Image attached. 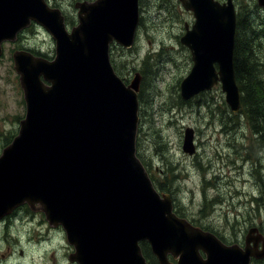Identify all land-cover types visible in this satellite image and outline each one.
Returning a JSON list of instances; mask_svg holds the SVG:
<instances>
[{
    "label": "water",
    "instance_id": "95a60500",
    "mask_svg": "<svg viewBox=\"0 0 264 264\" xmlns=\"http://www.w3.org/2000/svg\"><path fill=\"white\" fill-rule=\"evenodd\" d=\"M181 1L195 16L181 37L194 62L181 82L183 99L220 82L238 112L233 0ZM258 3L264 7V0ZM75 7L78 23L69 29L61 9L47 0H0V56L3 43L32 23L55 41L52 58L13 53L26 113L0 155V219L25 204L43 212L49 225L65 230L75 249L70 260L78 264H148L141 241L158 264H250L252 256H264L255 227L241 247L178 216L136 155L141 75L126 84L110 47L133 45L139 0H85ZM183 150L195 152L191 127Z\"/></svg>",
    "mask_w": 264,
    "mask_h": 264
},
{
    "label": "rangeland",
    "instance_id": "374dc122",
    "mask_svg": "<svg viewBox=\"0 0 264 264\" xmlns=\"http://www.w3.org/2000/svg\"><path fill=\"white\" fill-rule=\"evenodd\" d=\"M47 1L70 18L69 29L78 23L75 3L83 0ZM233 1L240 5L241 19L247 16L256 31H264V8L258 0ZM139 7L143 18L138 23V40L131 48L114 42L110 49L114 66L128 82L136 71L143 75L138 155L164 184L163 191L170 194L175 207L187 213L184 217L209 225L201 227L218 233L226 244L241 246L250 228L264 226V145H259L257 137L250 140L244 135L248 121L241 111L231 110L222 84L202 91L201 97L183 100L180 83L194 63L180 37L185 23L194 22L193 13L180 0H140ZM248 37L252 40L253 35ZM24 47L55 55L54 39L39 25L24 30L16 41L3 43L0 154L19 132L26 113L13 61L14 51ZM256 55L264 68V43ZM187 127L194 130V154L183 150ZM22 206L28 209L19 216H11L18 207L0 219V264H78L68 259L73 248L62 227L51 228L43 213Z\"/></svg>",
    "mask_w": 264,
    "mask_h": 264
},
{
    "label": "trees",
    "instance_id": "16d2710c",
    "mask_svg": "<svg viewBox=\"0 0 264 264\" xmlns=\"http://www.w3.org/2000/svg\"><path fill=\"white\" fill-rule=\"evenodd\" d=\"M68 20H70L69 17ZM34 26L35 24L32 25L31 29ZM248 35H253L252 40L248 37ZM250 42L251 44H249ZM263 43L264 31H256L254 24H251V22L248 21L247 16L241 19L238 15L234 65L237 83L241 90L242 107L240 110V114H243L244 119H246V121L251 124L252 130L256 134H260L258 139H256L260 146L264 145V80L262 79V72L264 71V68L260 67L261 62L256 55V51L262 46ZM147 71L150 70L148 69ZM152 179L154 180L155 185L159 187V189L163 190L164 184H162L154 176H152ZM22 209H25V206L20 207L19 211L14 212V214L11 216H19V212H23ZM176 212L181 215V212L178 208L176 209ZM40 216L41 219L45 222L43 216L41 214ZM182 216H184L183 213ZM194 223L200 225L196 221H194ZM203 226L210 227L206 225ZM204 229L207 230V228ZM219 237L226 242L223 237H221L220 235ZM142 245L148 256V259L150 261L154 260L155 258L152 255L151 249L148 244L144 242L142 243Z\"/></svg>",
    "mask_w": 264,
    "mask_h": 264
},
{
    "label": "flooded vegetation",
    "instance_id": "af4514ba",
    "mask_svg": "<svg viewBox=\"0 0 264 264\" xmlns=\"http://www.w3.org/2000/svg\"><path fill=\"white\" fill-rule=\"evenodd\" d=\"M83 1H85V0H83ZM89 1V0H88ZM90 1H94V0H90ZM181 1V0H180ZM217 1H219L220 3H224L225 1H223V0H217ZM181 3H182V1H181ZM139 4H140V0H139ZM234 4H235V2H234ZM235 7H236V10H237V13H238V10H239V7H240V5H239V3H237L236 5H235ZM186 10V9H185ZM189 11H191V10H189ZM64 12V11H63ZM192 12V11H191ZM193 13V12H192ZM139 14H140V7H139ZM65 15V14H64ZM66 16V15H65ZM140 16H141V14H140ZM193 16H194V14H193ZM142 18H143V16H141V18H140V21L142 20ZM194 22H195V16H194ZM194 22L189 26V24L188 23H185V25H184V28H185V31H186V29H187V27H189V28H191L192 27V25L194 24ZM36 31V30H35ZM184 31V32H185ZM138 40V24H137V28H136V35H135V42ZM135 42H134V44H135ZM133 47V46H132ZM23 49H27V50H29V51H31V52H33L34 54H37V55H41V56H44V57H46V58H52L50 55H48V54H46V53H44V52H41V51H38V50H35V49H32V48H23ZM138 72V71H137ZM122 77V76H121ZM122 78H124L125 80H126V78L125 77H122ZM220 83H217V84H215V85H219ZM214 85V86H215ZM213 86V87H214ZM213 87L211 88V89H213ZM200 94V97H201V92L199 93ZM198 95V94H197ZM196 96V95H195ZM191 99V98H190ZM187 100H189V99H187ZM200 102V101H199ZM215 107V106H214ZM237 125H241V124H237ZM247 129H249L246 133H244V135L247 137V138H250V140H253L255 137H259V135H257L253 130H252V126H251V124L250 123H247L246 124V130ZM249 133H250V135H249ZM249 140V139H248ZM137 150H138V145H137ZM260 227H261V229H257V231L256 232H253L254 233V236H260V235H262V237H264V226L263 225H261L260 224ZM260 227H258V228H260ZM215 234H216V236H218V238H220L219 237V234L218 233H216L215 231H213ZM251 234V233H250ZM247 235H249V231H248V233H247ZM247 235H246V237H247ZM246 237H245V241H244V244L242 245L241 244V246L242 247H245V245H246ZM253 238V237H252ZM221 239V238H220ZM221 240H223V239H221ZM251 244L254 246V242H251ZM258 247L260 248V249H262V241H260V242H258ZM250 264H264V256H261V257H259V258H257V257H251V259H250Z\"/></svg>",
    "mask_w": 264,
    "mask_h": 264
},
{
    "label": "bare ground",
    "instance_id": "6f19581e",
    "mask_svg": "<svg viewBox=\"0 0 264 264\" xmlns=\"http://www.w3.org/2000/svg\"><path fill=\"white\" fill-rule=\"evenodd\" d=\"M15 217V216H14Z\"/></svg>",
    "mask_w": 264,
    "mask_h": 264
}]
</instances>
